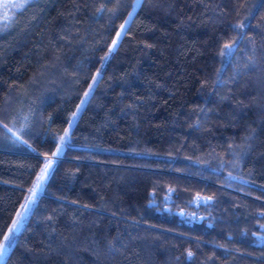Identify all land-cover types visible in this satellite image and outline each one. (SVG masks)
Instances as JSON below:
<instances>
[{"label":"trees","instance_id":"1","mask_svg":"<svg viewBox=\"0 0 264 264\" xmlns=\"http://www.w3.org/2000/svg\"><path fill=\"white\" fill-rule=\"evenodd\" d=\"M48 158L2 264H264V0H30L0 27V244Z\"/></svg>","mask_w":264,"mask_h":264},{"label":"snow or ice","instance_id":"2","mask_svg":"<svg viewBox=\"0 0 264 264\" xmlns=\"http://www.w3.org/2000/svg\"><path fill=\"white\" fill-rule=\"evenodd\" d=\"M4 9H17V10H22L25 7V3H17L13 2L11 4H5ZM131 16V13L129 14ZM12 19V16L8 15L6 11H0V25H5L7 24L8 21ZM127 23V22H126ZM238 28H244L245 25L243 23L237 25ZM115 44V42H114ZM227 49H231V45H226L225 46ZM87 96V93L85 94ZM83 103V102H82ZM79 111V110H78ZM76 114H73V120H75ZM68 133H65V136H67ZM65 143V139L62 137L61 138V147L57 148L56 153L54 155H59L62 152V146ZM51 167V163L47 164L45 168L42 170L41 175L37 177L36 183L31 189V195L28 198L26 204L24 205V211L22 213L18 214V218L16 221L13 222L12 228L9 229V235L4 237V243L0 244V261L3 260L4 256L7 253L8 247L11 244V235L18 231L19 228L21 227L22 221L25 217V215L29 212L30 206L35 203V200L37 198V195L40 191H42L44 184L46 183L47 177H48V169ZM191 255V253H189Z\"/></svg>","mask_w":264,"mask_h":264},{"label":"rangeland","instance_id":"3","mask_svg":"<svg viewBox=\"0 0 264 264\" xmlns=\"http://www.w3.org/2000/svg\"><path fill=\"white\" fill-rule=\"evenodd\" d=\"M29 1H30V0H0V11H6L8 15L13 16V14L17 11V9H12V8L4 9L3 6H4L5 4H11V3H13V2H17V3H25V5H26ZM8 22H9V21H8ZM8 22H7V23H8ZM3 26H4V25H0V27H3ZM125 27H126V22H125V26H122V27H121V30H119V35H118V37L121 36V34H122V32H123V30H124ZM103 65H104V63H103L102 66L100 67V70L102 69ZM53 161H54V158H48L47 162L45 163V166H46L47 164H49V163H51V166H52ZM45 166H44V168H45ZM44 168H43V169H44ZM50 169H51V167L48 169V174H49ZM41 173H42V171H41ZM41 173H40V175H41ZM39 193H40V192H39ZM39 193H38V194H39ZM30 195H31V194H30ZM29 197H30V196H29ZM26 202H27V201H26ZM26 202L23 203V205H22L21 207H19V209H18V211L16 212V214H15V216H14L12 222L10 223L8 229L6 230L4 237L7 236V235H9V229L12 228L13 222L17 220V218H18V214H19V213H22V212L24 211V205L26 204ZM33 205H34V204H33ZM33 205L30 206L29 212L25 215V217H24V219H23V221H22V224H21V227L19 228V230L16 231V232H14V233L11 235V244H10V246L8 247L7 253H8V251H9V249L11 248V245H12V243H13V241H14L15 235H16L19 231H21L22 228L24 227V225H25V223H26V221H27V219H28V217H29V215H30V213H31V210H32ZM4 237H3V239H2L1 244L4 243ZM7 253H6V255H7ZM6 255L4 256L3 260L0 261V264L3 263V261H4L5 257H6Z\"/></svg>","mask_w":264,"mask_h":264}]
</instances>
